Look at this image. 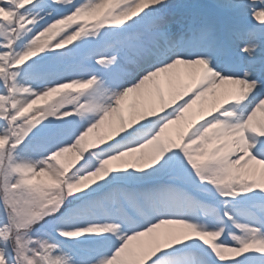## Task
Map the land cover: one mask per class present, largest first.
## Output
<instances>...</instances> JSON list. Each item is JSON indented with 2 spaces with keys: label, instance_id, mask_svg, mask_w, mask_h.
Segmentation results:
<instances>
[{
  "label": "snow or ice",
  "instance_id": "snow-or-ice-1",
  "mask_svg": "<svg viewBox=\"0 0 264 264\" xmlns=\"http://www.w3.org/2000/svg\"><path fill=\"white\" fill-rule=\"evenodd\" d=\"M145 27L155 39H138ZM105 37L110 51L88 68L36 70L45 52L70 55ZM262 45L264 0H0V264H164L189 241L199 264H264V215L234 211L264 200ZM180 65L188 71L173 73ZM161 74H173L168 87L173 78L191 84L165 99L156 83L158 109L152 100L125 117V98ZM91 85L88 95L62 92ZM113 115L118 138L89 139ZM28 151L40 158L21 162ZM127 169L141 175L118 174ZM161 175L175 183L127 186ZM165 225L178 228L157 231Z\"/></svg>",
  "mask_w": 264,
  "mask_h": 264
},
{
  "label": "rangeland",
  "instance_id": "rangeland-1",
  "mask_svg": "<svg viewBox=\"0 0 264 264\" xmlns=\"http://www.w3.org/2000/svg\"><path fill=\"white\" fill-rule=\"evenodd\" d=\"M225 2L226 0H170V3H172L173 8H176L177 6L181 4L188 5L192 3H197V4H206V5L214 6L215 4H221ZM108 7H112L114 13L118 14L119 11L123 8V3L117 4V5H113L110 3ZM45 11H52L53 15L57 14V10L55 9L46 8ZM142 14H143L142 12L139 13V15H142ZM136 18L138 17H132V19H136ZM81 22L82 21H77V23H81ZM86 23H87L86 31H92L93 21L91 19H86ZM126 23H131V20L126 21ZM257 23H259V21H257ZM72 27H76V25L73 24ZM105 27L106 28L122 27V25L107 24L105 25ZM171 30L174 34L177 33V29L175 25L171 26ZM65 31H70V29H65ZM137 33H138V39L143 40L144 42H149L156 38L150 35L147 27L137 30ZM81 39H84L83 35L80 38H78L76 41H73V44L79 43ZM253 41L254 42L252 46L254 47L255 44L259 42L258 37L253 38ZM111 45H112L111 37H105L103 41L99 43H92V44L86 45L79 52L71 53L70 55L60 56L59 52H45L44 54H42V58L38 57L37 61L34 63L36 64L37 71H47V72L52 73L53 75H59L67 71H71V69L76 66L77 62L80 65L84 66L85 68H88L92 66L93 64H96V62L102 58L100 54L110 51ZM71 46L72 45H66L65 46L66 49L64 51L68 52L69 49H67V47H71ZM262 47H264V45H262ZM230 54L234 60L237 59L239 56L238 47L235 45L230 46ZM257 58L259 59V56ZM136 60H137V56L135 53V49L133 46H130L129 52L124 58V64L128 68H130L135 65ZM178 67L181 68V66H178ZM173 71H175V69ZM168 75L169 74H161L159 77L156 78L155 82H149L139 92L129 94V96L125 98V101L123 102V114L125 115V117H128L132 113H135L142 104H147L148 106H152L151 105L152 100H155V104L158 109L159 101L157 98L156 83H160L161 85H163V93L166 99L167 92L168 91L170 92V90H168V87H166V77H168ZM190 84L191 82H189V80L185 81L182 85V88L177 90L176 93L184 90ZM92 87H94V85L88 86L86 88L76 87L72 89H65V90H62V92L72 91L75 93V92H85L89 90V92L85 93V95H88L91 92ZM172 96L174 95L169 94L168 99H171ZM57 99H59V96L54 94L53 96L47 98V101H43V100L40 101L35 107L45 106L46 103H53ZM98 102H104V101L101 100ZM177 102H179V100H177ZM92 115L94 114L85 113V116L83 119H87L91 117ZM77 119L79 120L81 118L77 117ZM118 126H119V120L117 119L115 115H113L99 129L94 130L93 133L90 134L89 139H95L98 136H105L108 133H113V138H118L114 134V129L117 128ZM175 128H176L175 125H173L171 126V129L169 130L173 133V135H174ZM106 142H109V141H106ZM99 146H103V145H99ZM40 155L41 153L32 152V151L22 153V156H24L25 159L21 162L34 163L36 160L40 158ZM61 159L65 163H68L69 161L72 160V154L71 153L65 154V156L62 157ZM118 174L120 175L130 174L133 176L141 175V173H137L136 170L134 169H127V170H124L122 173H118ZM39 179L45 180L46 177H39ZM170 183H175V182L172 181L169 178V176L161 175V176H157V177L147 179V180H142V181L131 180L127 182V186L132 189H147V188H152L155 185L170 184ZM161 196H165V197L172 196V197L179 199L180 193L179 192L164 193V194H161ZM140 199L143 200L142 197ZM234 211L236 212L237 217L241 220L249 218L252 215H258V216L264 215V200L255 199V198L245 200L242 203L236 204L234 206ZM177 228L178 226H175V225H165V226H162V228L158 229L157 231H164L168 229H177ZM142 239H147V237L142 238ZM133 243L135 244L136 242H133ZM195 243L197 242L189 241L188 250L186 251L169 250L170 252H172V255L165 260L164 264H199L200 255L202 254L199 253L198 249L195 248L194 246ZM177 247L179 248L182 246H177ZM230 255H234V254H230ZM241 259H243V257H241Z\"/></svg>",
  "mask_w": 264,
  "mask_h": 264
},
{
  "label": "bare ground",
  "instance_id": "bare-ground-1",
  "mask_svg": "<svg viewBox=\"0 0 264 264\" xmlns=\"http://www.w3.org/2000/svg\"><path fill=\"white\" fill-rule=\"evenodd\" d=\"M180 66H181V68L178 67V69H175V71H173V73H175V72H177V71H179V72H181V73L188 71V70L185 68V66H183V65H180ZM172 75H173V74H169L168 77H166V82L172 77ZM185 81H188V79H184V80H175V79L173 78V84H172V86H171V87H168V86L166 85V87H168V90H170V92H169V91L167 92L166 99H168L169 94H170V95H175L176 91L179 90L180 88H182V85H183V83H184ZM189 82H191V81L189 80ZM258 118H259V116H258ZM175 127H177V126L175 125Z\"/></svg>",
  "mask_w": 264,
  "mask_h": 264
}]
</instances>
